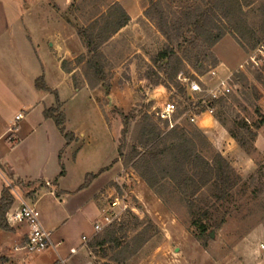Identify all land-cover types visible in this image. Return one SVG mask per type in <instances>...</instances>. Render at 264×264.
<instances>
[{
	"label": "rangeland",
	"instance_id": "obj_1",
	"mask_svg": "<svg viewBox=\"0 0 264 264\" xmlns=\"http://www.w3.org/2000/svg\"><path fill=\"white\" fill-rule=\"evenodd\" d=\"M55 1L56 4L54 0H45L39 5H30V8L33 16L47 17L46 36L54 28L57 29L52 16H61V51L65 48L72 50V56L63 60L65 68L72 70L67 75L70 85L61 78H56V83L50 82L56 85L59 92V111L64 115L65 131L72 135L68 143L65 140L67 146L60 157L68 172L65 186L73 187L84 171L88 172L82 178L86 182L92 174L104 171L115 161L120 162L114 168V178L98 194L102 214L112 210L110 203L118 198L120 205L113 209L116 219L104 225L99 233H94L95 223H90L88 216L81 223L82 210L73 214L61 230L67 234L65 243H72L77 251L70 260L64 257L65 264H264V38L261 32L264 0H241L246 6L240 21L237 23L233 19L231 24L226 21V34L204 57L202 67L196 70L194 63L186 64L178 74L197 81L201 86L205 82L210 85L217 80L224 82V96L210 104L213 112L209 115L216 122L217 131L205 134L199 129L206 140L194 138L195 153L208 161L215 153L221 154L239 177L238 183L221 202L215 201L207 188L190 201L187 194L192 189L178 188L169 179L151 188L140 177L135 165H124L129 145L135 141L137 128L134 123L131 124L122 156L117 154L119 159L113 160L117 144L112 125L120 124L116 113L119 110L110 102L108 112L106 104L109 99H102L98 104L91 95L92 88L87 83L85 87L83 83L87 56L80 50L83 47L86 51V48L76 31L78 28L86 29L96 21L101 22L102 16H108L118 4L133 20L113 39L104 43L100 51L109 82L115 79L119 85L126 83L125 87L122 85L124 90L120 91L122 103L133 105L136 121L148 114L151 122H157L159 130L165 132L168 127L165 128L157 118L158 109H153V102L147 100L148 91L158 86L154 82L162 81L167 83L168 89L161 85L162 98L158 102L175 104L174 126L182 128L186 134L198 128L184 114L190 104L178 89L185 84L178 80V75L173 82L167 81L153 65L157 53L165 48L166 40L154 21L145 15L152 2H159L169 16H175L179 7L188 0ZM13 8L14 12L9 11L8 16H25L27 13V4L23 0H16ZM218 16L223 15L218 12ZM50 43H45L47 50ZM82 59V62L79 61ZM44 66L48 76L52 71L47 60ZM212 69L217 75L211 79L208 72ZM127 91L132 93L133 101ZM51 100L56 106L55 95ZM195 100L197 95L190 101ZM205 109V106L200 108ZM227 129L239 133L240 138L245 140L244 148H251L249 153L231 138ZM249 134H254V137L251 139ZM39 135L35 132L23 143L44 142V137ZM77 149H81V153L75 161L73 156ZM58 168L61 170L60 166ZM54 200L47 193L35 205L40 219H47L49 213H56L58 217L64 215L61 204L57 203L59 199ZM123 204L127 206L125 210ZM220 222L219 226H214ZM200 224L207 227L206 235L200 234ZM87 230H90L91 236L87 235ZM82 235L89 238L83 241ZM111 237L115 240L111 241ZM102 238L105 241L98 244ZM82 242L85 244L80 246ZM45 252L52 251L46 247L28 254Z\"/></svg>",
	"mask_w": 264,
	"mask_h": 264
},
{
	"label": "crops",
	"instance_id": "obj_2",
	"mask_svg": "<svg viewBox=\"0 0 264 264\" xmlns=\"http://www.w3.org/2000/svg\"><path fill=\"white\" fill-rule=\"evenodd\" d=\"M15 1L0 0V193L4 186L9 185L34 207L48 193L55 200L59 199L57 203L61 204L64 215L58 217L56 213H49L47 219L45 217L43 220L40 219L44 228L51 233L53 246L49 247L52 254L45 252L29 255L22 248L26 240L24 225H12L8 226L6 230L0 229V264H59V257L70 260L73 254H69V250L74 248L72 243L69 245L65 243L67 234L61 230L62 226L70 217H73V214L81 210L84 212V215L80 217L82 224L87 216L91 221L93 220L90 221L92 224L101 220L102 211L99 206L98 194L114 178V168L120 165V162L115 161L104 171L92 174L93 177L88 179L86 185L82 178L86 177L88 172L84 171L73 187L65 186L68 172L61 164L60 157L63 148L67 145L54 121L44 116V111L55 107L51 98L56 95L58 99L59 96L56 85H51L50 82L56 83L55 79L61 78L65 82L68 81V85L71 83L67 80L69 79L67 75L72 70H69L68 73L63 72L62 62L72 56V50L65 48L64 51H61L60 43L63 31L61 16H52L51 19H53L54 26L57 25V29L54 28L46 36L47 17L31 14L30 5H39L45 0H23V3L27 4L26 15L8 16L9 11L14 12ZM54 2L56 4L55 0ZM128 17V22H132L133 17ZM127 24L112 35L108 41L125 29ZM48 41L51 43L50 49L47 50L45 43ZM80 51L86 52L83 47ZM45 60H47L48 68L52 71L50 74L48 73V76L44 66ZM49 76H51L50 79ZM40 77L48 91L35 87V80ZM83 83L86 87L84 80ZM122 85L125 87L126 83L119 85L114 79L110 80L108 93L100 85L90 89V92L98 104L102 99H109L106 104L108 112L111 102L121 113L127 114L132 110L133 105L126 106L122 103L121 97L119 98L120 91L124 90ZM160 88L161 85H158L148 91L147 100L153 102L151 107L153 109L155 107V110L165 104V102L162 104L158 102L162 98ZM127 94L133 101L132 93L128 92ZM101 108L104 109L102 106ZM19 113L22 114V118L17 120L15 116ZM195 124L205 134L214 133L218 129L213 118L204 111L196 117ZM117 126L118 124L114 123L112 128L116 129ZM35 132L44 137V142L24 144V139ZM80 150L77 149L73 156L75 161L78 160ZM116 159H119L117 152L113 160ZM61 165L64 172L59 175L61 170L58 166L61 167ZM15 203L14 197L10 208ZM90 233L89 230L87 235L91 236ZM82 236L81 240H83ZM84 244L85 242H82L80 246Z\"/></svg>",
	"mask_w": 264,
	"mask_h": 264
},
{
	"label": "trees",
	"instance_id": "obj_3",
	"mask_svg": "<svg viewBox=\"0 0 264 264\" xmlns=\"http://www.w3.org/2000/svg\"><path fill=\"white\" fill-rule=\"evenodd\" d=\"M245 6L246 4L243 5L241 0H188L179 7L177 15L169 16L159 2H152L151 6L145 10V15L154 21L157 30L166 40L165 48L157 53L153 65H156L159 73L167 81L172 82L186 64L194 63V68L199 70L203 65L204 57L226 34V21L231 24L234 19L238 23ZM218 12H221L223 16H218ZM128 21V15L120 5L116 4L115 9L108 16H102L101 22L96 21L86 29H77L76 33L83 39L86 48L87 58L84 61L83 77L89 87L95 88L100 85L108 93L110 82L105 72L104 56L100 47ZM261 28L264 38V19ZM62 69L67 73L70 72L65 68L64 62H62ZM156 77L158 79V76ZM154 85H162L168 89L167 83L162 81H155ZM35 87L48 91L41 77L35 80ZM178 92L186 102L192 104L183 86H179ZM55 98L57 105L46 109L44 116L54 121L68 143L72 135L65 131L64 115L59 111L56 95ZM116 113L120 124L114 130L113 136L117 144L118 157L122 156L124 147H127V135L131 132V124L134 123L137 128L135 141L129 145V153L127 157H124L123 164L135 165L140 177L149 187L154 188L163 180L169 179L175 182L178 188L192 189L187 194V199L190 201L195 199L196 194L202 189L207 188L212 192L215 201L221 202L238 183L239 177L221 154L215 153L208 161L199 153H195L194 138L206 140L199 128L196 127L195 130L186 134L177 126L168 129L167 122L160 120L167 128L165 132H162L157 122L156 124L151 122L148 114H144L140 120L136 121L137 114L133 110L127 114L120 111ZM227 132L249 153L248 149L251 148H244L245 140L240 138L238 132L231 129H227ZM249 135L251 139L254 137V134ZM63 172L61 165L59 175ZM86 183L88 181L85 185ZM13 198L10 188L4 186L0 193V229L2 230L8 229L6 214L13 203ZM220 224L221 222L214 226L217 227ZM199 230L201 235H206L205 224H200ZM110 240L115 239L111 237ZM104 241L105 239L102 238L97 243L102 244Z\"/></svg>",
	"mask_w": 264,
	"mask_h": 264
},
{
	"label": "built area",
	"instance_id": "obj_4",
	"mask_svg": "<svg viewBox=\"0 0 264 264\" xmlns=\"http://www.w3.org/2000/svg\"><path fill=\"white\" fill-rule=\"evenodd\" d=\"M216 75V70L214 69L208 72V76L211 79L215 78ZM178 80L182 84H185L184 87L186 88L190 100L193 99L194 95H197V100L192 102L189 109L184 112L187 119L192 123H195L196 117L203 112V110H200L203 106L206 108L204 112L212 114L213 108L210 107L211 102L218 100L225 94L224 82L222 80H217V82H214L211 85L208 83L206 84L205 82L203 86H201L197 81L187 79L181 75H178ZM205 98H207V100H205ZM175 111V104L166 102L162 107L158 108L156 116L161 121L167 122V127L170 129L175 125L173 123V115ZM21 118V113L15 116V119L17 120ZM7 186L9 187V185ZM10 190L15 197L16 203L8 210L6 214V222L9 226L24 225L26 227V240L22 248L26 252H39L46 247L53 246L51 242V233L42 225L36 208L29 204L22 196L17 194L13 188H10ZM118 205H120L118 198H115L109 206L112 210L103 212L102 222H97L93 225L94 233H99L103 229L104 225H107L116 219L117 214L113 209ZM126 208L127 206L123 204V210ZM82 239L85 241L87 238L82 236ZM76 251V248H70L69 254H75ZM58 262L59 264H65V259L59 257Z\"/></svg>",
	"mask_w": 264,
	"mask_h": 264
},
{
	"label": "water",
	"instance_id": "obj_5",
	"mask_svg": "<svg viewBox=\"0 0 264 264\" xmlns=\"http://www.w3.org/2000/svg\"><path fill=\"white\" fill-rule=\"evenodd\" d=\"M209 236L211 237V233L209 234Z\"/></svg>",
	"mask_w": 264,
	"mask_h": 264
}]
</instances>
